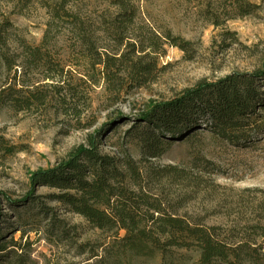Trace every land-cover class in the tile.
I'll use <instances>...</instances> for the list:
<instances>
[{"label":"rangeland","instance_id":"374dc122","mask_svg":"<svg viewBox=\"0 0 264 264\" xmlns=\"http://www.w3.org/2000/svg\"><path fill=\"white\" fill-rule=\"evenodd\" d=\"M55 2L0 5V22L13 26L0 49L9 62L0 57V90L11 93L0 94V264L105 257L104 234L55 201L58 190L30 182L98 133L99 153L125 181L136 169L133 188L188 223L215 228L230 251L240 248L228 264H264V135L237 147L196 130L158 136L149 149L157 132L136 117L201 80L263 73L264 0H77L52 19L44 5ZM171 250L169 264H199L192 251Z\"/></svg>","mask_w":264,"mask_h":264},{"label":"trees","instance_id":"16d2710c","mask_svg":"<svg viewBox=\"0 0 264 264\" xmlns=\"http://www.w3.org/2000/svg\"><path fill=\"white\" fill-rule=\"evenodd\" d=\"M26 1L0 0V5H19L20 11ZM56 1L53 5H44L52 19L70 12L71 3L77 0ZM12 27L8 19L0 22V49L6 47L7 33ZM33 51L32 61L40 57L39 48ZM0 57L2 65L8 67L7 56L0 54ZM104 65L108 68V60ZM9 90L4 88L0 94ZM136 117L153 133L157 132L152 134L149 149L158 142V136L178 140L196 130L206 131L237 147L249 146L264 135V72L233 73L211 82L201 80L170 100L148 102ZM100 137L98 133L87 147L75 148L57 166L38 170L30 176L33 188L45 186L58 190L59 194L52 195L55 201L65 204L70 212L83 217L104 234L109 243L103 250L105 257L93 256L97 258L96 264H129L128 256L160 257L162 264H169L171 249L192 251L199 264L229 263L233 257L231 252L240 248L230 251L218 240L215 228L188 223L133 188L132 180L138 175L136 169L129 167L131 182L125 181V174L116 161L99 153ZM4 251L6 247L0 246V253Z\"/></svg>","mask_w":264,"mask_h":264}]
</instances>
